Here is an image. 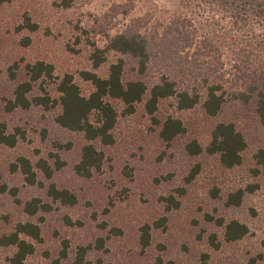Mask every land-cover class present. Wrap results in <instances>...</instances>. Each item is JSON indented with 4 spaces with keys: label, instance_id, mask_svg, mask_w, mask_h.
Returning a JSON list of instances; mask_svg holds the SVG:
<instances>
[{
    "label": "rangeland",
    "instance_id": "374dc122",
    "mask_svg": "<svg viewBox=\"0 0 264 264\" xmlns=\"http://www.w3.org/2000/svg\"><path fill=\"white\" fill-rule=\"evenodd\" d=\"M180 14L193 19L216 42L212 57L195 56L194 50L187 56L203 72L215 66L226 100L215 116L206 115L200 104L178 111L172 98L161 100L154 117L162 120L172 115L185 127V133L171 143L159 138L160 126L144 110L146 96L131 114H122L121 105L112 101L120 114L113 130L114 143L103 146L95 142L104 159L100 170L85 178L78 176L73 166L79 161L86 140L82 133L55 123V116L60 113L58 105L49 109L31 106L5 110L15 85L27 79L26 64L41 60L53 66L51 82L42 85L51 98H57L55 85L65 73L71 74L81 93L87 95L91 84L79 73L87 70L105 77L109 63L119 57L110 53L94 69L91 43L102 48L107 37L123 31L138 18L142 19L143 34L161 31L174 15ZM27 18L37 28L18 30ZM249 30L253 39L258 38L255 44L252 42L257 44L255 50L248 46L251 62L245 63L240 62V30L230 23L228 15L202 11L194 2L74 0L72 6L62 8L57 0L0 1V121L8 131L18 127L25 133L13 147L0 145V181L15 192V196L8 192L0 194V236L10 232L19 221L38 224L41 240L32 241L34 252L24 264H54L64 240L68 242L67 257L60 264L71 263L78 246L94 245L98 237L103 238L104 244L101 249L87 251L85 259L90 264H97V260L103 264H154L157 256L198 264L201 253L208 254V264H246L251 257L256 258V264H264V160L258 162L256 156L259 151L264 152V125L252 103H242L232 96L240 90V68L245 73L264 72V21L252 24ZM25 38L29 39L26 45L22 44ZM241 38L246 44L253 40ZM124 61L123 80L140 78L134 63L127 58ZM140 79L153 81L146 74ZM41 93L37 82L28 97ZM217 122L233 123L246 141L241 164L232 169L221 167L214 155L191 156L184 150L191 139L204 142ZM19 156L29 159L33 166L39 159L51 166L48 179L34 168L42 187L26 183L19 170H10ZM55 158L63 163L60 168H55ZM195 165L198 173L186 182ZM50 183L75 194L76 204L53 202L45 191ZM245 185L255 188L245 194L239 206H226V194ZM179 188L184 190L181 196L175 192ZM213 189H217V196L212 195ZM169 194L176 197L179 205L167 210L161 197ZM33 197L48 203L50 210L26 215L22 203ZM161 217L166 219L165 227H153L152 223ZM216 218L239 220L248 226L249 232L241 240L226 242L223 227L214 222ZM144 224L150 226V243L142 249L139 228ZM112 228L120 232H109ZM209 233L216 234L218 249L208 244ZM11 252V248L0 250V264H8L5 257Z\"/></svg>",
    "mask_w": 264,
    "mask_h": 264
},
{
    "label": "trees",
    "instance_id": "16d2710c",
    "mask_svg": "<svg viewBox=\"0 0 264 264\" xmlns=\"http://www.w3.org/2000/svg\"><path fill=\"white\" fill-rule=\"evenodd\" d=\"M1 1V0H0ZM188 4L194 2L195 7L210 12L221 11L228 15L230 23L240 30L241 37L252 38L249 35V28L252 24L264 21V0H186ZM74 0H57L58 6L69 8ZM204 9V10H203ZM142 19H133L130 25L123 31L107 37L102 48L92 45L90 60L95 69L106 61L110 53L118 54L115 61L109 63L107 75L98 76L93 71H81L80 78L91 84V91L83 95L79 86L74 82L73 76L65 73L55 85L57 98H51L47 90L42 86L45 81L51 82L53 78V66L41 60L28 63L24 66L27 79L15 85L12 98L5 103V110L11 111L15 108L28 109L31 106H41L44 109L60 107V113L55 116V123L70 131H77L83 134L86 143L81 148L79 161L74 164V172L81 177H90L93 172L99 171L102 165L104 154L97 149L95 142L103 146L114 143L113 130L118 123L119 113L113 106L112 101L118 102L122 107V114L134 112L138 103L144 97V110L152 117L154 124L159 125L158 136L166 144L171 143L175 138L185 133L182 121L172 115L165 116L162 120L154 117L157 104L161 100H174L173 106L176 110H187L200 104L205 114L215 116L224 104L226 97L221 77L216 74L212 67L210 71L203 72L197 68V62L189 59L187 53L194 50L193 55L212 57L216 51V42L203 29L195 24V21L187 15H174L161 31L154 30L149 34L140 31ZM19 28H27L34 31L37 25L27 18ZM254 35V33H253ZM240 37V62L249 63L248 55H251L248 46L255 50L257 36L254 41L246 44ZM24 45L29 42L28 38L23 39ZM253 42V43H252ZM251 50V51H252ZM125 58L135 65L136 75L140 78L148 75L151 82L140 78L123 80ZM214 59V57H213ZM218 60V58H217ZM198 64V63H197ZM251 66V64L249 65ZM10 77L13 73L10 72ZM39 83L41 94L28 97L34 86ZM233 98L242 103L254 105L260 123L264 125V72L247 71L240 68V90L232 94ZM25 133L16 127L8 131L4 122L0 121V145L13 147L18 139L24 138ZM246 148V141L242 133L238 131L231 122H217L211 129L204 142L197 139L188 141L184 150L191 156L205 153L217 157L218 163L225 169H232L241 164V153ZM258 162H263L264 152L259 151L256 155ZM62 162L55 158V168H60ZM38 168L45 178H50L52 168L45 159H39L33 166L29 159L24 156L17 157L11 164L10 170H19L26 183L30 185L43 186L37 179ZM198 173V165L192 168L186 176V182H190ZM255 185H245L228 192L224 199L226 206H239L247 192H252ZM46 194L53 202L62 205H74L77 202L75 194L65 188H58L53 183L46 187ZM8 192L15 196L14 189H8L0 181V194ZM178 196L184 193L182 188L176 189ZM212 195L217 196V189L212 190ZM167 210L176 208L179 201L172 194L161 197ZM22 210L26 215L33 216L38 211H49L50 205L42 202L39 198L33 197L22 203ZM208 220L212 217L207 216ZM166 219L161 217L152 223L155 228H164ZM216 225L223 227V240L234 242L241 240L249 232L248 226L236 219L224 221L216 218ZM70 223V222H69ZM109 232L119 233L116 228ZM139 244L142 249L149 246L150 226L144 224L139 228ZM41 240L38 224L29 221L15 223L13 229L0 236V250L11 248L12 252L6 256L8 264H24L27 256L34 252L32 241ZM208 244L219 248L215 233L207 235ZM104 241L98 237L94 245L78 246L71 263L64 264H90L85 259L87 251L91 248L101 249ZM68 242H62V248L54 264L67 257ZM208 254L201 253L198 264H208ZM97 264H103L97 260ZM109 264V263H106ZM154 264H185L175 260H164L157 256ZM246 264H256V258L251 257Z\"/></svg>",
    "mask_w": 264,
    "mask_h": 264
}]
</instances>
